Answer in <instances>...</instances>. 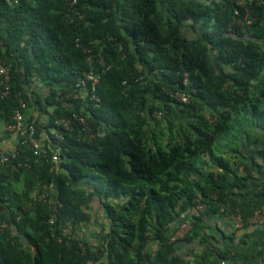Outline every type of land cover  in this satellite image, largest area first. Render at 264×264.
<instances>
[{"label": "trees", "instance_id": "obj_1", "mask_svg": "<svg viewBox=\"0 0 264 264\" xmlns=\"http://www.w3.org/2000/svg\"><path fill=\"white\" fill-rule=\"evenodd\" d=\"M87 48L96 72L110 65L98 103L65 97L89 67ZM0 58L12 85L0 121L36 92L49 114L44 145L52 151L63 135L57 160L0 165V221L10 224L0 264H187L179 242L213 245L209 216L233 190L264 180V0H0ZM18 150L14 162L29 153ZM35 189L54 201L33 202ZM94 202L105 222L82 250L60 225L94 222ZM181 221L192 229L171 240Z\"/></svg>", "mask_w": 264, "mask_h": 264}, {"label": "crops", "instance_id": "obj_2", "mask_svg": "<svg viewBox=\"0 0 264 264\" xmlns=\"http://www.w3.org/2000/svg\"><path fill=\"white\" fill-rule=\"evenodd\" d=\"M41 87L44 86L41 85ZM36 96V92L31 94L25 115L41 124L42 130L39 138L41 142L50 143L45 129L49 114L46 110L39 108L35 102ZM5 124L4 121H0V146L5 150L14 151L19 135L16 132L7 131ZM241 152L245 156H250L247 149L242 148ZM236 167L241 169L240 161ZM6 168L15 170L11 166ZM9 169L3 170V173L8 176L6 181L11 182L12 189L21 191L25 187L23 177L19 176L18 180L11 179V170L9 171ZM255 174L257 178H260L259 172ZM263 182L264 180L261 179L253 180L247 186L233 190L228 195L225 206L218 213L209 216L206 234L210 236L213 245H210L208 241L202 242L200 237L194 238L190 242H184V240L179 242L177 252L182 255L187 264H194V262H202V264H264V222L253 220L254 211L257 208L264 210V195L261 194L264 190ZM35 191L36 189L31 191L30 195L32 196ZM50 194L53 202V193ZM97 208L98 206L94 202L95 217L96 214H100ZM102 217L81 227L85 237L92 242L99 239L103 230ZM237 218L241 220L239 224ZM155 247L156 245L151 244L152 249ZM207 247L210 248L207 249Z\"/></svg>", "mask_w": 264, "mask_h": 264}, {"label": "built area", "instance_id": "obj_3", "mask_svg": "<svg viewBox=\"0 0 264 264\" xmlns=\"http://www.w3.org/2000/svg\"><path fill=\"white\" fill-rule=\"evenodd\" d=\"M16 1V0H15ZM241 1V0H240ZM77 0H71V4H75ZM87 52L90 50L87 48ZM86 60L89 64L87 70L83 71L77 81L75 90L72 94L68 93L65 97L72 98H83L84 100L95 101L98 103L100 101V97L97 95V85L100 80V75L103 74L110 65H106L102 68L101 72H96L94 68L95 58L94 55L90 52L87 53ZM11 77H10V65H8L3 59L0 58V95L2 97L9 96L12 92L11 85ZM185 82L188 83V78L185 79ZM176 99L181 102L188 101V95L185 92H176L173 93ZM20 105L16 109L13 121L7 122L5 124V128L7 131L16 132L19 135V139L17 142V147L14 151L5 150L0 146V165H4L6 167H12L15 170H19L21 168L27 169L32 164L38 163L41 160H57L59 157V153L61 150L60 140L63 139V135L61 133H56L57 141L54 144V148L50 151L43 142L36 135V126L35 120H28L25 115V109L27 108V102L23 99L19 100ZM153 116L155 118H161L162 112L155 111ZM82 124H84L85 130L89 129L87 121L82 113H77L74 115ZM57 125H62L64 127L70 126L69 118H60L56 120ZM19 144H25L29 153L25 155L23 158L14 162L13 159H16L20 154L18 150ZM33 202H52V195L49 194V191L38 192L35 191L32 194ZM199 209H203L204 204H199L197 206ZM2 212H6V208L2 209ZM16 215V219L19 220L20 214H17L14 210L13 212ZM253 220L258 222H264V210L262 208H257L254 211ZM238 224L241 222L240 218H237ZM62 227L63 235H66L68 238L75 237L78 240L79 246L84 250L85 244V234L81 227H75L71 221H66L65 223L60 225ZM10 228V224L6 219L0 221V233H4L7 229ZM192 229V224L189 221H181L178 225V228L175 229L174 233L171 235V240H177L179 238H183L190 230ZM92 264V261H89Z\"/></svg>", "mask_w": 264, "mask_h": 264}, {"label": "rangeland", "instance_id": "obj_4", "mask_svg": "<svg viewBox=\"0 0 264 264\" xmlns=\"http://www.w3.org/2000/svg\"><path fill=\"white\" fill-rule=\"evenodd\" d=\"M97 216L95 217V220H98V219H100V216L101 215H99V213L98 214H96ZM103 221V220H102ZM101 222V221H100ZM105 222V221H104ZM102 224V223H101Z\"/></svg>", "mask_w": 264, "mask_h": 264}]
</instances>
